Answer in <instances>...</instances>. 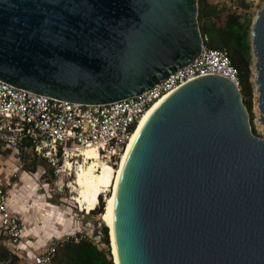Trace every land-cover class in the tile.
Wrapping results in <instances>:
<instances>
[{
    "label": "water",
    "instance_id": "1",
    "mask_svg": "<svg viewBox=\"0 0 264 264\" xmlns=\"http://www.w3.org/2000/svg\"><path fill=\"white\" fill-rule=\"evenodd\" d=\"M198 16V0H0V79L89 105L139 95L200 54ZM251 46L264 126V6ZM115 239L119 264H264V138L236 83L201 76L152 113Z\"/></svg>",
    "mask_w": 264,
    "mask_h": 264
},
{
    "label": "built area",
    "instance_id": "2",
    "mask_svg": "<svg viewBox=\"0 0 264 264\" xmlns=\"http://www.w3.org/2000/svg\"><path fill=\"white\" fill-rule=\"evenodd\" d=\"M209 42V36L202 34L200 54L188 65L142 94L106 104L69 102L33 93L0 79V141L16 151L30 143L35 154L53 162L62 161L65 167L67 162L73 163L75 157L79 158L80 150L95 147L101 159L117 165L144 116L184 84L217 74L232 80L241 91L240 74L228 54L210 48ZM22 234L21 215L11 206L10 190L0 179V237L3 235L0 245L17 255L21 264H56L54 245L30 250Z\"/></svg>",
    "mask_w": 264,
    "mask_h": 264
},
{
    "label": "rangeland",
    "instance_id": "3",
    "mask_svg": "<svg viewBox=\"0 0 264 264\" xmlns=\"http://www.w3.org/2000/svg\"><path fill=\"white\" fill-rule=\"evenodd\" d=\"M243 3H246L248 7L244 8ZM205 5H207L206 12H211L212 8L216 7L223 12L224 17L228 14H236L246 21H250L251 32L252 22L264 6V0H205ZM201 25H204V22H201ZM256 62L257 59L252 52L249 74L254 84V99L252 113L249 114L251 127L256 132L255 135L264 138V126L259 121L260 110L257 106L259 96L254 83ZM21 148L16 151L0 141L1 178L4 185L7 182L10 183L8 189H12L16 183V202L21 207H17L16 212L27 219V224H24L21 217L23 229H28V235L24 237V241H32L35 245L43 248L54 245L57 249L59 243L68 238L85 236L100 249L108 251L112 258L110 230L103 223L100 215L106 206V197L111 195L115 171L119 164H111L112 175L106 179L108 184L106 189L104 188L107 191L97 196L96 205L94 204L91 213L87 214L85 211L79 212V205L72 199L76 193L70 186L75 180L81 157L73 159V163H71L73 168L70 169L63 166L62 161L60 163L53 162L42 155L35 154L34 150L26 144H23ZM75 160H77L76 163ZM100 174L105 175L101 170ZM58 219L62 221L59 222ZM104 227L108 229L109 246L103 242ZM0 239H3V235ZM19 264L21 263L19 262Z\"/></svg>",
    "mask_w": 264,
    "mask_h": 264
},
{
    "label": "trees",
    "instance_id": "4",
    "mask_svg": "<svg viewBox=\"0 0 264 264\" xmlns=\"http://www.w3.org/2000/svg\"><path fill=\"white\" fill-rule=\"evenodd\" d=\"M200 29L202 34L210 38L209 47L226 51L231 63L240 74L242 82V97L244 105L251 114L254 99V84L249 74V66L252 58L250 21L228 14L225 17L218 8H212L206 12L205 0H199ZM243 7L248 5L243 3ZM204 22V25H201ZM255 134V130L252 129ZM30 146V143H25ZM22 149V148H21ZM119 163V162H118ZM103 242L109 246L107 227L103 228ZM20 259L3 245H0V264H19ZM56 264H114L108 251L100 249L93 241L83 237L76 241L74 238L59 243L55 254Z\"/></svg>",
    "mask_w": 264,
    "mask_h": 264
},
{
    "label": "bare ground",
    "instance_id": "5",
    "mask_svg": "<svg viewBox=\"0 0 264 264\" xmlns=\"http://www.w3.org/2000/svg\"><path fill=\"white\" fill-rule=\"evenodd\" d=\"M170 95L157 102L140 122L126 150L120 157L118 168L115 171L116 174L114 178V184L111 189V195L106 197V206L100 215L101 220L110 230L112 259L115 264H119V255L115 239V207L121 176L128 161L130 152L145 123L156 110V108ZM77 157H81V162L79 164V169L76 171L75 180L70 185L73 189L72 191L76 193L72 199L79 205V207H81L83 211H85L87 214H90L93 209V205H96L95 200H97V196H99V194L102 195V193L104 194L107 191H105L104 188L108 184V180L106 179L112 175V170L110 167L111 163L101 159L98 150L95 147L84 148L80 150ZM67 167L71 169L72 164L67 162ZM100 170L103 171L105 175L100 174ZM22 237L24 239L23 234Z\"/></svg>",
    "mask_w": 264,
    "mask_h": 264
},
{
    "label": "crops",
    "instance_id": "6",
    "mask_svg": "<svg viewBox=\"0 0 264 264\" xmlns=\"http://www.w3.org/2000/svg\"><path fill=\"white\" fill-rule=\"evenodd\" d=\"M13 150H15V149H13ZM0 179H2L1 178V173H0ZM2 181H3V179H2ZM8 184H10L9 182H7V184H5L7 187H8ZM16 183H14V186H13V188L12 189H9L10 190V198H11V206L13 207V209L14 210H16L17 209V207L19 208L20 206L18 205V203L16 202ZM49 206H51V205H49ZM21 208V207H20ZM23 215H21V217H22ZM23 218V221H24V224H27V222H26V220L27 219H24L25 217H22ZM58 220H60L59 222H61L62 220L61 219H58ZM27 232H28V229L27 228H24L23 229V236L25 237L26 235H28L27 234ZM27 242H25V243H28L27 245H30L29 246V249L30 250H33V249H35V250H37L39 247H41V246H39V245H35L32 241H28V240H26Z\"/></svg>",
    "mask_w": 264,
    "mask_h": 264
}]
</instances>
